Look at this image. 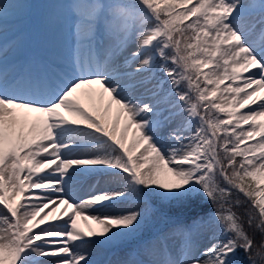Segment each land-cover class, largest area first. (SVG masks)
I'll return each instance as SVG.
<instances>
[{"label":"snow or ice","instance_id":"1","mask_svg":"<svg viewBox=\"0 0 264 264\" xmlns=\"http://www.w3.org/2000/svg\"><path fill=\"white\" fill-rule=\"evenodd\" d=\"M19 7L0 0V264H264V0H47L22 56Z\"/></svg>","mask_w":264,"mask_h":264},{"label":"rangeland","instance_id":"2","mask_svg":"<svg viewBox=\"0 0 264 264\" xmlns=\"http://www.w3.org/2000/svg\"><path fill=\"white\" fill-rule=\"evenodd\" d=\"M10 2V1H9ZM12 3L21 5L22 7L16 8L12 10V15H10L9 20L4 25L5 30L15 29V31L24 32L25 35L21 37L24 41L23 47L26 49V41L31 35L32 38V51H38L40 39H41V25H40V18L42 15V12L44 8L46 7L47 0H15ZM27 36V38H26ZM25 51L21 50V55L24 54ZM247 75V74H244ZM239 83V82H238ZM107 101H104V104L99 103L97 100L93 101L92 98L90 102L83 103V106L88 110L89 108L92 110V108H98L100 112L103 113L105 106L107 105ZM244 111H247L245 109ZM68 113H65L67 115ZM116 106H112L111 110L107 113V119L109 121H112L116 117ZM121 123H124V118L121 116ZM130 139V138H129ZM249 143H252V141H249ZM243 147V145H242ZM101 186H106L101 183ZM84 192H81V195H84ZM134 205L131 204H116L113 205L111 210L112 212L119 213L121 211H124L128 208H132ZM61 210V209H60ZM62 212V211H61ZM123 253L118 249H106L105 255L103 256V260H116L121 258Z\"/></svg>","mask_w":264,"mask_h":264},{"label":"bare ground","instance_id":"3","mask_svg":"<svg viewBox=\"0 0 264 264\" xmlns=\"http://www.w3.org/2000/svg\"><path fill=\"white\" fill-rule=\"evenodd\" d=\"M11 3L15 0H9ZM17 33H20L22 34V37L25 35V31L24 32H20V31H15V29H10V30H5V36L8 37L9 39L13 38ZM21 37V35H20ZM27 49V48H26ZM26 49L24 47H22L21 49L18 50V52L16 53V55H19L21 56V50L22 51H26ZM10 59L12 58L11 56L9 57ZM91 88H94V89H99V86L98 85H93V86H90ZM77 97L78 99L80 100V102H83V103H89L91 98L93 101L97 100L99 103H103L104 104V101L105 100H108L107 98V95L105 94V98H104V101L101 102L98 95L96 94H93L91 97L89 96V88L86 87L84 89H81L78 93H77ZM88 111L96 116V115H100L98 114L99 112V109L97 108H92V110L89 108ZM116 112H117V107H116ZM68 115V114H67ZM121 125H123L121 123ZM246 127V126H245ZM129 138L131 139V132L129 133ZM74 196H76L77 198L81 196V191H76L73 193ZM51 208V206H50ZM50 208L49 209H45V212L42 213L41 215H44L46 214L48 211H50ZM61 209V210H60ZM111 210V209H110ZM110 210H105V212L107 211H110ZM64 211V206L63 205H60L58 208H57V214H60ZM70 211V210H69ZM66 218V217H65ZM78 225L82 228H84L85 230H87V228L89 226H91L93 229L95 230H99L100 226L98 224H96L95 222H92V221H83V220H79L78 221ZM79 251L81 252H84L86 253L90 259L92 260H103V256L105 255V250L106 249H101V248H98L97 246H87V247H80L78 249Z\"/></svg>","mask_w":264,"mask_h":264},{"label":"trees","instance_id":"4","mask_svg":"<svg viewBox=\"0 0 264 264\" xmlns=\"http://www.w3.org/2000/svg\"><path fill=\"white\" fill-rule=\"evenodd\" d=\"M211 209V205H208V206H206V208L204 209L205 211H207V210H210ZM199 209H197V211H198ZM257 238H259V237H257Z\"/></svg>","mask_w":264,"mask_h":264}]
</instances>
